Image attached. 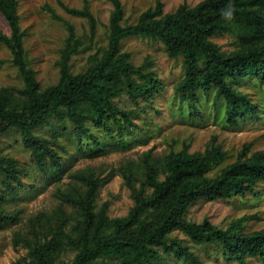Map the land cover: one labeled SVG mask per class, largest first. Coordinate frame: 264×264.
Masks as SVG:
<instances>
[{
  "label": "trees",
  "instance_id": "obj_1",
  "mask_svg": "<svg viewBox=\"0 0 264 264\" xmlns=\"http://www.w3.org/2000/svg\"><path fill=\"white\" fill-rule=\"evenodd\" d=\"M110 1L114 12L107 49L100 57L92 58L93 64L88 70L73 74L68 60L76 51L77 40L70 26L66 49L59 62V81L39 90L35 74L24 58L17 0H0V12L11 28L10 36L0 31V42L12 53L23 81L19 95L0 89V125L19 130L24 146L39 169L52 177L60 169L59 156L52 147L55 143L33 133L51 118L63 127L66 122L74 124L76 134L84 142L93 139L86 124L88 121L99 124L103 118L108 122L110 117L118 123L124 136L135 126L131 119L133 110L115 106L113 99L122 93L134 96L143 92L154 84L155 78L150 72H142L145 66L135 67L130 62V54L123 52L121 42L129 37L157 39L165 45L170 57L183 58L185 77L177 85L176 92L189 100L192 110L196 106V91L208 92L213 86L216 88L214 103L224 100L228 124L235 125L244 116L257 114V105L231 83L246 78L264 81V0H203L194 7L179 6L169 14H163V5L158 0L155 9L143 12L137 23L128 25L121 24L119 0ZM71 12L91 19L88 12ZM221 34L233 35L238 42L237 48L228 54L222 52L211 40L212 36ZM133 74H139L145 82L138 84L131 78ZM108 124L110 131L111 124ZM125 143L124 139L119 145ZM105 148L98 141V149L92 154L97 155ZM223 157L220 147L204 153H190L186 149L171 152L164 157L166 175L160 180L157 174L160 162L145 153L142 158L145 179L140 189L131 181L134 168L123 166L119 169L133 193L135 205L127 216L113 219L107 216L105 209L97 214L93 212L92 200L97 188L95 173L90 168L75 171L72 178L80 182L85 191L75 190L66 197V203L80 210L83 217L75 227L76 236L69 239L78 249L70 264H113L105 258H116L121 264H153L158 255L156 247L182 253L179 242L168 241V234L173 230L181 231L198 243L218 242L222 257L228 261L236 259L238 264H250L247 258L251 257L264 264V231L244 233L242 220L222 230L207 221L191 223L185 217L188 206L196 200L244 197L264 180V151L249 157L241 152L237 160L221 169L217 176L208 177L209 171ZM1 174L4 175L1 183L10 187L9 193H14L25 171L0 155ZM144 186L152 189L148 197L144 195ZM149 216L151 220L147 219ZM10 219L0 205V224L10 223ZM59 243L52 238L43 242L27 241V258L14 264H55L50 254ZM187 257L192 264H201L191 253Z\"/></svg>",
  "mask_w": 264,
  "mask_h": 264
},
{
  "label": "rangeland",
  "instance_id": "obj_2",
  "mask_svg": "<svg viewBox=\"0 0 264 264\" xmlns=\"http://www.w3.org/2000/svg\"><path fill=\"white\" fill-rule=\"evenodd\" d=\"M201 1L160 0L163 14L174 13L182 5L194 7ZM119 2L122 6L121 24L128 25L137 23L143 12L155 9L158 0ZM16 8L24 58L35 74L39 90L59 81V62L66 49L70 26L77 40L76 51L68 60L73 74L88 70L93 64L92 58L100 57L108 47L110 20L114 12L110 0H17ZM71 10L88 12L91 19ZM0 31L11 35L9 23L1 12ZM211 40L225 54L237 48V39L230 34L215 35ZM121 46L123 52L130 54V62L135 67L145 66L141 68L142 72H150L155 78L154 84L143 92L134 96L122 93L113 99L115 106L133 110L131 119L135 126L125 136L120 133L118 123L110 117L106 120L111 124L110 131L104 118L99 124L86 123L93 136L86 142L76 134L71 122H66L63 127L56 119H49L33 133L55 143L52 147L59 156L60 169L52 177L37 167L19 130L0 125V155L25 171L14 193H9L10 187L0 180V205L12 220L0 224V264L24 262L27 241L43 242L51 238L60 242L50 254L51 260L55 264L73 262L78 249L69 239L76 236L75 227L83 217L80 210L66 203V197L75 190L85 191L84 186L72 178L77 170L90 168L95 173L97 188L92 200L93 212L97 214L105 209L107 216L113 219L127 216L135 205L133 193L119 169L123 166L134 168L131 181L135 188L140 189L145 179L142 164L145 153L160 162L157 174L160 180H164V157L171 152L186 149L190 153H204L220 147L224 157L207 174L212 178L235 162L241 152L249 157L264 151V81L254 78L232 81L231 85L236 90L246 94L257 105V114L246 115L235 125H230L224 100L214 103L215 87L212 86L208 92L196 91L193 110L189 100L176 92L177 85L185 77L183 58L170 57L162 42L129 37L122 40ZM12 58L8 47L0 42V89L19 95L23 81ZM131 78L138 84L145 82L139 74H133ZM124 139L126 143L120 146ZM98 141L106 148L95 155L92 152L98 149ZM3 176L1 174L0 179ZM143 189L146 197L152 192L147 186ZM185 217L191 223L207 221L222 230L242 220L244 233L264 231V180L244 197L196 200L188 206ZM147 219L151 220V216ZM170 240L179 242L182 253L156 247L158 255L153 264H192L188 253L196 256L201 264H238L236 259L228 261L222 257L218 242L198 243L179 230L168 234ZM104 260L121 264L116 258ZM247 261L260 264L257 258L249 257Z\"/></svg>",
  "mask_w": 264,
  "mask_h": 264
},
{
  "label": "clouds",
  "instance_id": "obj_3",
  "mask_svg": "<svg viewBox=\"0 0 264 264\" xmlns=\"http://www.w3.org/2000/svg\"><path fill=\"white\" fill-rule=\"evenodd\" d=\"M228 15L230 16V15H231V13L229 12V13H228Z\"/></svg>",
  "mask_w": 264,
  "mask_h": 264
}]
</instances>
